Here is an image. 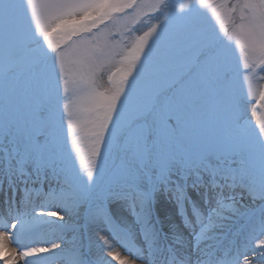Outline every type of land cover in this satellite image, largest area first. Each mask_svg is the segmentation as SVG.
I'll list each match as a JSON object with an SVG mask.
<instances>
[{
  "label": "snow or ice",
  "instance_id": "6c2138e0",
  "mask_svg": "<svg viewBox=\"0 0 264 264\" xmlns=\"http://www.w3.org/2000/svg\"><path fill=\"white\" fill-rule=\"evenodd\" d=\"M144 7L146 30L112 31ZM257 65L264 0H0L3 264H135L109 235L146 264H264Z\"/></svg>",
  "mask_w": 264,
  "mask_h": 264
},
{
  "label": "rangeland",
  "instance_id": "374dc122",
  "mask_svg": "<svg viewBox=\"0 0 264 264\" xmlns=\"http://www.w3.org/2000/svg\"><path fill=\"white\" fill-rule=\"evenodd\" d=\"M159 0H137L138 4H144V5H152L157 4ZM179 2H187V0H179ZM211 4H220L221 0H209ZM209 12V18L213 20L214 23L219 26V22L215 21L214 17L211 16V9H208ZM138 13V14H137ZM156 12L151 9L150 7H144L139 8L136 10V13H132L128 17H124L122 19H119L116 24L112 27V31H116L119 28H123L125 25H127L128 28L135 27L139 31H137L135 34H139L141 31H144L147 29L148 26H150L151 23H155V20H150L149 16H155ZM224 19L226 21L225 27L231 29V21L228 19L227 15L224 16ZM251 62V61H250ZM249 79L251 82V87L259 93L260 90L264 89V71L260 70V66L257 65L254 71H252L249 74ZM249 81H245V88L248 87ZM247 119H249L253 125L257 126L259 125V122L261 119H264V108H258L255 105H249L248 113H247ZM5 187L6 184H5ZM17 244H20V238H16ZM27 244V242H24ZM17 244H10V250L16 251L18 246ZM28 246V245H27ZM3 261L0 260V263ZM59 264H68L67 258H62L61 261L58 260ZM52 264H56L55 259H53Z\"/></svg>",
  "mask_w": 264,
  "mask_h": 264
},
{
  "label": "bare ground",
  "instance_id": "6f19581e",
  "mask_svg": "<svg viewBox=\"0 0 264 264\" xmlns=\"http://www.w3.org/2000/svg\"><path fill=\"white\" fill-rule=\"evenodd\" d=\"M189 193H195L194 195H196V192H194L192 190H189ZM47 210L55 211L56 209L53 208V209H47ZM156 213L161 219H165L166 216L170 215L172 221H175L178 224L182 223L181 217L177 213V209H176L175 204L168 201L163 196H161L158 200V203L156 205ZM117 215L122 221H129L130 222L132 220V217L129 216L128 213L126 211H124L123 209L117 210ZM0 229H1L0 233H2L3 231L6 230L3 227H0ZM102 235H107V234H102ZM9 239H11V234H9L8 238L6 240H4L3 243L5 244L6 241H9ZM64 239L67 241H71V233L66 232L64 234ZM53 242L59 243V240L53 239ZM5 245L10 250V243L5 244ZM31 246H33V244ZM20 250H22L21 246L18 250H16V252H19ZM109 251L118 252V253H120L122 258H126L129 261H134L135 264H146V261L141 260V259H137L135 254L130 252L127 247L122 246L121 242H119L117 239H114L110 235L108 236V239H107V245L105 247L104 255L107 256V253ZM61 260H62V258L59 257V261H61ZM108 260H109L110 264H116V262L113 261L111 259V257H108ZM0 264H3V262ZM20 264H23V261H20ZM56 264H59V263H56Z\"/></svg>",
  "mask_w": 264,
  "mask_h": 264
}]
</instances>
